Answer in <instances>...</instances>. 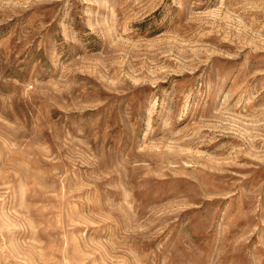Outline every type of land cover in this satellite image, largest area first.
I'll list each match as a JSON object with an SVG mask.
<instances>
[{
    "label": "rangeland",
    "instance_id": "obj_1",
    "mask_svg": "<svg viewBox=\"0 0 264 264\" xmlns=\"http://www.w3.org/2000/svg\"><path fill=\"white\" fill-rule=\"evenodd\" d=\"M0 264H264V0H0Z\"/></svg>",
    "mask_w": 264,
    "mask_h": 264
}]
</instances>
